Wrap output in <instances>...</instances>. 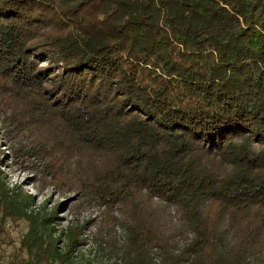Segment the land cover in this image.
Masks as SVG:
<instances>
[{
	"label": "trees",
	"instance_id": "trees-1",
	"mask_svg": "<svg viewBox=\"0 0 264 264\" xmlns=\"http://www.w3.org/2000/svg\"><path fill=\"white\" fill-rule=\"evenodd\" d=\"M0 120V264L87 239L16 164L100 208L124 264H264V0H0Z\"/></svg>",
	"mask_w": 264,
	"mask_h": 264
},
{
	"label": "rangeland",
	"instance_id": "rangeland-1",
	"mask_svg": "<svg viewBox=\"0 0 264 264\" xmlns=\"http://www.w3.org/2000/svg\"><path fill=\"white\" fill-rule=\"evenodd\" d=\"M0 131H1V120H0ZM2 148L5 153L8 151L6 142H2ZM5 172L9 178L10 184L20 183L23 187L32 192L36 199V209L41 204L46 203L48 208L55 207L59 202L65 201L60 208H58V231L56 234H60V229H66L69 224L74 223L81 225L86 223V243L79 245L73 252V257L78 264H124L119 258L112 257L105 249L100 248L97 240L99 234L97 232L98 222L101 219L102 211L100 208H76L72 204L75 199L72 198L74 195L73 191L63 192L53 185L42 186L40 183L35 182L34 172L30 169L20 167L19 165L6 166ZM41 188V189H40ZM29 222L26 219L19 221H9V244L4 243L5 258L7 261L10 258L15 247L19 245L20 239L23 234L28 230ZM119 235L122 234L121 227H117ZM111 238V236H110ZM64 237L59 240V246L63 245Z\"/></svg>",
	"mask_w": 264,
	"mask_h": 264
}]
</instances>
